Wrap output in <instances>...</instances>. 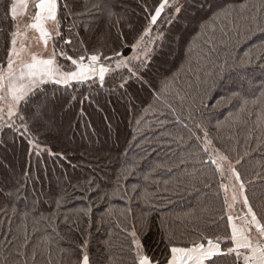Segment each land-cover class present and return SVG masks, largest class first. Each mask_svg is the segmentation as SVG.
Masks as SVG:
<instances>
[{
    "label": "trees",
    "instance_id": "obj_1",
    "mask_svg": "<svg viewBox=\"0 0 264 264\" xmlns=\"http://www.w3.org/2000/svg\"><path fill=\"white\" fill-rule=\"evenodd\" d=\"M111 2L118 15L125 17L136 29L147 22L141 7L144 0ZM159 2L147 0V5L154 8ZM177 3L183 5L179 15L173 8H166L153 26V34L164 33V43L163 55L158 47L148 69L142 73L151 88L135 79L129 80L125 88H118V76L106 78L104 89L95 85L90 90L85 85L76 93L77 100L70 110L62 111L58 104L55 112L50 114L54 124L42 139L53 153H63L65 159L49 156L47 152L39 161L35 156L29 158L26 142L22 145L17 141L13 145L10 131L0 133L6 142L0 144V180L5 182L4 187L15 189L16 181L25 170L33 177L21 191L27 201L17 202L19 212L13 217L11 227L16 243L0 246V264H23V258L16 253L22 250L25 226L29 243L22 251L27 254V264H49V260L51 264H77L82 259L81 246L85 240L90 264H134L130 235L133 230L144 253L160 259L163 264L169 238L173 244L190 247L200 240L201 233L209 237L223 233L224 221L220 217L224 189L220 184L227 181H221L216 166L211 163L213 148L226 154L239 171L253 207L258 212L264 207V101L250 104L241 121L231 124L229 113L234 116L238 111V100L233 99L228 104L221 97L231 95L236 84L225 86L224 81H219V86H214L216 77H205L203 71L205 66L213 67L212 61L222 63L221 42L229 37L235 40L233 29L244 23L245 17H264V0H215L216 5H231L236 12L233 17L216 21L215 31H208L198 39L200 25L213 24V11L207 8L194 10L191 0H177ZM242 5H247L243 12L240 11ZM194 11L198 23H189ZM170 17L175 18L168 23ZM0 28L4 29V35L0 37L2 46L9 29L15 28L5 16L3 6H0ZM80 31L81 37L87 39L83 29ZM122 31L129 35L126 23ZM115 34L113 29V39ZM243 35L242 32L241 39ZM194 41L197 46H194L191 63H185L181 53ZM93 43L100 41L93 37L88 43L90 50ZM252 43L255 40L241 45L234 43L236 51L232 56L241 57L243 50ZM214 47L216 52L211 51ZM32 50L42 49L34 46ZM170 51L172 55H168ZM130 54V50L125 49V55ZM229 65L224 69L226 77L239 80L245 75L254 85L264 81V69L242 68L232 60ZM173 74L177 76L175 88L179 95L173 90L156 99L154 92L159 90L160 81ZM198 75L206 82L198 83ZM242 94L252 99L259 93L257 87L249 89L245 82ZM84 96L89 99L83 100ZM218 124L221 125L219 129ZM197 125H203L212 141L207 153L202 146L204 132ZM197 136L201 137L200 141ZM238 159L240 163L236 164ZM128 166H135V172L123 180L122 169ZM148 173L151 176L146 181L143 177ZM117 177H121L129 195L134 198L127 202L119 197L100 200L97 193H111L116 188ZM89 179L99 188L85 192L83 189L88 187L86 181ZM132 185L137 186L136 193L131 192ZM34 194L39 203L25 219L24 205L33 207ZM61 197V207L57 209L56 201ZM89 205L91 212L84 215L80 209ZM109 208L112 209L111 216L108 215ZM127 208L131 211H126ZM239 208L238 204L237 210ZM4 219L0 214V221ZM33 251L36 253L34 262ZM218 264H226V261L221 260Z\"/></svg>",
    "mask_w": 264,
    "mask_h": 264
},
{
    "label": "snow or ice",
    "instance_id": "obj_2",
    "mask_svg": "<svg viewBox=\"0 0 264 264\" xmlns=\"http://www.w3.org/2000/svg\"><path fill=\"white\" fill-rule=\"evenodd\" d=\"M0 6L5 8V16L15 25L14 30L9 29L7 40L0 46V133H4L5 130L10 131L13 145L17 141L22 145L26 142V154L29 158L37 157L38 161L45 152L49 156L65 159L63 153H53L42 137L52 130L54 121L50 114L55 112L57 105L59 104L62 111L70 110L73 102L77 100L76 93L81 87L87 85L91 90L93 86L98 85L99 89H104L106 78L115 76L120 80L118 88H125L131 79L149 88L152 87L151 83L143 78L142 73L148 69L158 47L163 55L164 43V33L157 31L153 34V26L157 24L166 8H173L174 13L179 15L183 7L177 3V0L171 2L160 0L158 6L149 8L147 0H144L141 7L143 18L147 22L140 29H136L132 23L126 21L125 17L118 15L111 0H0ZM29 7L33 9L32 12H28ZM191 7L194 10L207 8L213 11V24H201L197 39L208 31L214 32L216 21L233 17L236 12L231 5H216L215 0H191ZM246 7L247 5H242L240 11L243 12ZM174 18L170 17L168 23ZM244 20V23L236 25L233 29L236 33L235 40L229 37L228 40L221 42L222 63L217 64L216 61H212L213 67L205 66L203 70L205 77H216L213 80L214 86H219V81H224L225 86L228 83L236 84L237 87L232 90L231 95L221 97L228 104H231L233 99L238 100V111L234 116L229 113L232 117L231 124L241 121L242 114L248 110L250 104L257 105L264 101V81L254 85L245 75H241L239 80H233L231 76L226 77L224 74V69L230 66V60L233 64L238 63L242 68L254 66L264 69V17L252 15L245 17ZM125 23L129 35L122 31ZM189 23H198L195 11L189 18ZM81 29L87 39L81 37ZM113 29L116 30L114 39ZM30 32L34 34L31 37ZM242 32L244 35L241 39ZM3 35L4 29L0 28V37ZM93 37L100 43L91 44L90 50L88 43ZM249 40H255V43L249 44L243 50L241 57L234 58L232 52L236 51V48L233 44L241 45ZM34 46L42 50L33 51ZM194 46H197L196 41L182 51L181 55L185 63H191ZM125 49H129L131 54L125 55ZM211 51L216 52L217 49L214 47ZM172 54L171 51L168 53V55ZM217 68L220 71L217 72ZM196 79L198 83L206 82L201 81L199 75ZM245 82L249 89L257 87L259 94L252 99L244 96L242 90ZM176 83L175 74L162 79L159 90L154 92L155 98L159 99L161 94L173 90L179 95V90L175 88ZM57 93L60 94L59 97ZM87 99L88 96L83 97V100ZM83 100L80 103H83ZM80 115H84L83 109ZM184 127H187V124ZM197 127L204 132L202 146L207 153L212 141L208 139V132L203 125ZM220 127L221 125L218 124L217 128ZM196 139L200 141L201 137L197 136ZM5 143L0 137V144ZM212 152L214 157H211V163L216 166L221 181L228 180L229 183L235 181L230 197L228 185L223 182L220 184L224 189L223 214L220 217L224 221L223 233L212 237L201 233L200 240L193 242L190 247L173 244L169 238L168 254L164 257L163 264H218L221 260H225L226 264H264V207H261L259 212L253 207L246 194V183L229 157L215 148ZM225 163L229 166L228 175L225 174ZM235 163L239 164L240 160H236ZM134 172L135 166H128L122 169L121 176L123 180H127ZM150 176L151 173H148L143 178L147 181ZM30 180H33V177L28 170L23 171L21 178L16 181L15 189H6L5 182L0 180V201L6 202H0V214L5 217L0 221V246H14L16 243L17 238L13 236L11 227L13 217L19 212L17 202L27 201V196H21V191L26 188ZM86 183L88 187L83 189L85 192L99 188L92 179L87 180ZM136 190L137 186L132 185L131 192L136 193ZM97 195L100 200H104L105 197L108 199L119 197L127 202L134 198L129 195V190L121 182V177H117L116 188L111 193L99 192ZM62 200L63 197L56 201L57 209L61 207ZM37 203L39 200L35 194L32 208L25 203L23 211L25 219L30 212L36 210L34 205ZM238 204L239 210H237ZM125 210L131 211L130 208ZM80 211L88 215L91 212V205ZM111 214L112 209L109 208L108 215ZM64 220L67 222L68 217L65 216ZM130 235L134 245V264H161L160 259H153L144 253L134 230ZM28 243L25 226L24 243L20 248L26 249ZM87 246L85 240L81 246L82 259L78 260L77 264H90V257L86 252ZM22 250L17 251L16 255L23 258V264H27V254ZM31 258L34 262L35 251L32 252Z\"/></svg>",
    "mask_w": 264,
    "mask_h": 264
},
{
    "label": "rangeland",
    "instance_id": "obj_3",
    "mask_svg": "<svg viewBox=\"0 0 264 264\" xmlns=\"http://www.w3.org/2000/svg\"><path fill=\"white\" fill-rule=\"evenodd\" d=\"M32 11H33V9L31 7H29L28 12H32ZM133 63L135 64L136 62H133ZM224 168H225V174L228 175V172H227L228 165H225ZM226 181H227L226 185H228V188H229V195H231L232 185L235 184V181L233 180L231 183H229L228 180H226ZM236 187L238 188V185Z\"/></svg>",
    "mask_w": 264,
    "mask_h": 264
}]
</instances>
